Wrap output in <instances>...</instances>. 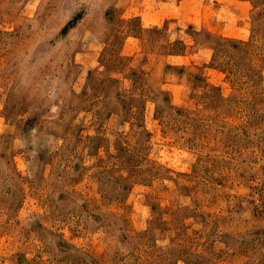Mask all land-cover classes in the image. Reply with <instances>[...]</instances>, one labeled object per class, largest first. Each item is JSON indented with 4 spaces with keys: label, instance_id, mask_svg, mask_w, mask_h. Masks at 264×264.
<instances>
[{
    "label": "rangeland",
    "instance_id": "374dc122",
    "mask_svg": "<svg viewBox=\"0 0 264 264\" xmlns=\"http://www.w3.org/2000/svg\"><path fill=\"white\" fill-rule=\"evenodd\" d=\"M0 264H264V0H0Z\"/></svg>",
    "mask_w": 264,
    "mask_h": 264
},
{
    "label": "trees",
    "instance_id": "16d2710c",
    "mask_svg": "<svg viewBox=\"0 0 264 264\" xmlns=\"http://www.w3.org/2000/svg\"><path fill=\"white\" fill-rule=\"evenodd\" d=\"M71 25H72V20L69 21V22L63 27L62 31L65 32V31L68 29V27H70Z\"/></svg>",
    "mask_w": 264,
    "mask_h": 264
}]
</instances>
